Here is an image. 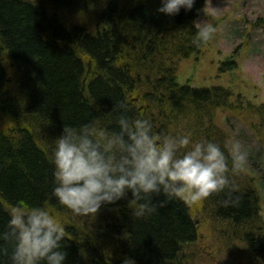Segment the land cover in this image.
Wrapping results in <instances>:
<instances>
[{
	"label": "trees",
	"instance_id": "1",
	"mask_svg": "<svg viewBox=\"0 0 264 264\" xmlns=\"http://www.w3.org/2000/svg\"><path fill=\"white\" fill-rule=\"evenodd\" d=\"M202 1L197 0L190 12L182 9L169 16L158 11L160 0H0V118L10 125L7 133L0 129V233L7 228V208L16 204L64 208L77 219L90 216L74 213L52 195L54 139L64 125L113 121L111 126L117 127L115 120L124 111L120 105H126L131 117L143 114L138 103L128 98L137 69L126 61L135 60L136 54L139 63L134 64L148 70L154 83L149 89L159 94L153 102L169 104L183 115L190 107L196 123L204 117L201 112L204 115L206 109L223 104L209 89L179 88L165 64L172 55L198 51L192 21ZM69 16L92 18L97 28L89 30L86 23L69 28L65 21ZM5 59L13 65L14 91L7 89ZM161 116L168 123L167 116ZM216 134L197 140L212 139L224 146L225 140ZM259 162L264 165V152L253 149L248 163ZM241 175L244 171L233 176L234 189L214 193L205 203L214 207V215L223 224L233 223L244 231L252 264H264L260 194L246 189ZM260 181L264 186L263 177ZM130 199L129 195L105 204L97 213L99 218L110 216L112 224L100 226L97 236L107 233L116 243L118 239L115 247L121 259L103 252L96 241L80 245V235L67 227L62 241L65 264H119L125 256L134 257L136 264H190L183 247L192 246L197 238L192 207L179 198L167 199L161 206L166 197L153 195L157 211L134 217L136 202ZM0 246L8 250L0 251V264H11V243L0 239Z\"/></svg>",
	"mask_w": 264,
	"mask_h": 264
},
{
	"label": "clouds",
	"instance_id": "2",
	"mask_svg": "<svg viewBox=\"0 0 264 264\" xmlns=\"http://www.w3.org/2000/svg\"><path fill=\"white\" fill-rule=\"evenodd\" d=\"M196 2L160 0L158 11L175 16L182 9L192 11ZM201 11L203 18L193 20L196 44L213 40L219 31L218 10L205 0L197 13ZM120 107L124 111L115 120L117 127L111 126L113 121L64 125L54 139L52 195L76 214L96 215L103 205L129 195L136 202L134 217L157 211L153 195L166 197L161 206L171 198L197 205L214 193L234 189L233 176L247 168L249 150L237 136L222 146L212 139L194 140L191 133L164 135L150 118L131 117L126 105ZM66 236L63 219L47 205H13L0 233V239L11 243V264H65ZM0 251L8 250L0 246ZM121 264L136 260L125 256Z\"/></svg>",
	"mask_w": 264,
	"mask_h": 264
},
{
	"label": "rangeland",
	"instance_id": "3",
	"mask_svg": "<svg viewBox=\"0 0 264 264\" xmlns=\"http://www.w3.org/2000/svg\"><path fill=\"white\" fill-rule=\"evenodd\" d=\"M201 5L200 8H196L193 20L203 18V12L197 13V9L204 7L205 0ZM207 6L218 10L215 22L219 26V31L214 39L200 43L195 53L172 55L170 61L165 64H168L174 73L173 77L179 88L189 86L192 89H209L212 97L219 99L223 104L212 106L211 110L206 109L204 115L205 111L201 112L200 116L204 117L196 123L195 118L191 117L193 110L190 107L185 108L186 114L183 115L169 104L153 102L159 99V94L149 89L154 83L152 84L148 70L134 64L139 63L136 60L138 54L134 56L135 60L126 61L130 67L133 65V68L137 69L132 73L133 89L128 93V98L138 103L136 105L139 106V112L150 118L161 134L191 133L193 139L197 140L204 134H213L217 131L218 137H216L225 140V145L231 137L237 136L245 143L249 152L253 149L264 152V115L261 114V111L264 112V0H207ZM92 20V18L89 20L85 17L69 16L65 21L69 28L74 24L86 23L89 30H93L97 28V22ZM192 25L195 28L193 21ZM181 45L180 42L179 46ZM5 65L6 70L9 71L7 89L14 91L13 65L8 59H5ZM161 115L167 116L168 123ZM260 127L263 129H259ZM1 128L6 133L10 131V125L2 118H0ZM261 177L264 178L262 162L248 163L240 179L247 186L246 189H254L260 194L258 196L255 192L260 201L259 215L264 220V186H261ZM205 200L200 204L190 205L191 217L197 228V238L194 244L186 249L185 256L188 262L190 264H252L254 259L244 231L233 223L223 224L219 221L214 215V207L208 208ZM9 209L7 208V211ZM53 211L63 219L66 228L73 227L80 235L79 241H82L80 245H91L90 242L94 244L96 241L97 244H102L103 252H112L117 260L121 259L116 250L118 247H115L119 243L118 239L116 243L113 235L107 233L97 236L100 226L105 227L109 223L108 226H112L108 220L110 216L99 218L96 214L77 219L76 215L74 216L67 209ZM109 249L111 251H108Z\"/></svg>",
	"mask_w": 264,
	"mask_h": 264
},
{
	"label": "bare ground",
	"instance_id": "4",
	"mask_svg": "<svg viewBox=\"0 0 264 264\" xmlns=\"http://www.w3.org/2000/svg\"><path fill=\"white\" fill-rule=\"evenodd\" d=\"M139 111V110H138ZM141 112V111H140ZM4 120V119H3ZM5 121V120H4ZM6 122V121H5ZM8 125H9V123L8 122H6ZM191 246L190 245H188V246H184L183 247V251H185L186 252V249H188V248H190ZM185 254V253H184ZM175 261V260H174ZM174 263V262H173Z\"/></svg>",
	"mask_w": 264,
	"mask_h": 264
}]
</instances>
